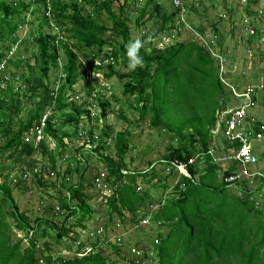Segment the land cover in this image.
Wrapping results in <instances>:
<instances>
[{
    "label": "trees",
    "instance_id": "16d2710c",
    "mask_svg": "<svg viewBox=\"0 0 264 264\" xmlns=\"http://www.w3.org/2000/svg\"><path fill=\"white\" fill-rule=\"evenodd\" d=\"M260 1L249 0L246 7L258 6ZM129 3L136 2L16 0L13 7L12 1L8 3L0 0V82L5 83L3 88L0 87V158L10 152L21 153L29 168L33 155L46 157L47 167L53 174L50 176L53 177V182L48 186L58 191L60 210L68 212L59 222L60 214L53 216L50 206L48 212H44L41 218H36L30 225L25 219V213L20 212L12 193L14 188L24 192L22 186L25 187V184L22 183L32 179L47 189L43 179V172L47 167L29 171L28 176L20 177L19 181L11 176L12 167L7 172H0V264H37L40 255L48 264H113L104 256L101 246H110L118 259L122 251L119 243H111L108 237H104L102 241L96 238L90 242H80L81 232L86 230L85 223L92 222L99 215V210L89 203L94 197L105 207L107 221L99 222L102 229L112 224L114 217H117L119 223L130 222L137 227L143 219L154 224L156 239L151 242V250L141 254L139 262L137 256L136 259L125 257L126 264H264V208L256 207L255 198V194L261 192L262 185L254 186V192L244 191L238 195L237 189L228 188L223 183L222 179L235 174L237 163L224 159L221 147L217 145L220 141L219 134H212L217 122V112L222 110L219 102L223 100L227 103L229 96L235 101L237 99L230 94V89L215 72L217 63L211 52L197 44L193 34L191 42H175L181 30L186 27L180 22L179 9H173L171 3L167 6L158 0H144L141 8L127 11L125 8ZM186 3L193 20L199 23L192 24V19L186 15L188 27L200 34L209 32L217 35L218 53L227 60H233L235 56L232 52L229 55L227 47H223V36L218 30V25L224 19L216 23L215 20L212 22L204 17L206 10L212 11L210 15H214L213 17L218 16L232 2L221 4L213 0H186ZM169 7L171 11L167 10ZM98 11L107 14L110 26L100 22ZM228 12L232 10L229 9ZM155 16L160 19L159 29L155 33H147L141 40L144 43L145 40L156 39L159 43H164L163 39L167 37V41L173 45L148 52L141 48L139 56L143 57V66L130 70L127 46L134 41L131 27L138 31L146 20ZM229 16L230 13L227 18L231 19ZM33 20L38 23L37 27L28 28V23ZM176 21L181 25L176 26ZM200 24L207 25L208 29L206 27L201 30ZM50 25L63 27L60 32H66L65 39L61 38L54 44L57 36L53 39L49 33L40 30L42 26ZM25 27L26 32L23 33ZM253 29V35L261 40L257 27ZM108 33L110 36L106 38ZM249 33L250 30L247 31L248 35ZM263 36L264 34L261 37ZM24 37H30L28 44L36 49L33 56L37 66L39 65L37 78L44 81V84H33L32 89L28 90L33 95V107L21 119L19 115L22 109L19 107L18 96L14 97L15 94L11 93L5 96L12 87V80L11 77H5L3 70L7 67L3 66V62L9 66L14 62L15 68H20L22 64L28 66V62L8 56L22 44ZM58 45L61 46L66 61L62 66V84L53 98L48 95L51 87L49 72L52 68H57L60 58ZM104 45L111 46V51L106 56L110 61L104 60L107 62L105 66L93 63L91 68L94 74L101 75L105 80L113 77L121 80L126 109L136 111L142 119L150 114L149 128L173 135L165 152L158 159L141 164L140 171L130 169L125 162L126 154L131 148V134L128 131L112 134L114 131L106 124L109 116L107 103L97 98L100 114L98 118H92L91 111L86 110L87 108H78L74 102L66 101V94L72 92L73 85L79 77L84 76V64L79 62V58L83 57L86 63L88 59H99ZM255 71L256 69L251 68V72ZM32 76L31 71L28 76L22 73L18 78L24 83L29 80L26 77ZM260 76L259 71L251 74L249 81L238 76V86L249 83L252 87L253 100L259 91L264 90V86L259 89ZM17 90H24L23 85ZM214 94L217 96L212 100ZM187 104H190L189 110ZM242 104L243 100L240 99L237 106ZM256 106L246 109L243 119H247L250 114L255 115ZM70 107L71 112H63ZM47 110L51 114L44 129L46 139L37 145L33 138L25 141V137L33 136L29 131ZM115 114L126 120L123 108ZM83 118L89 121L100 120V132L96 135L94 128L88 127L83 134L80 133L79 125ZM59 122L63 126H73V134L76 136L83 135V141L71 143L73 149L67 156L64 151L68 145L64 143V139H70L71 134L65 130L59 135L55 128ZM13 123L16 124V129L12 127ZM110 137H114L115 158L105 154L107 149L104 144ZM47 138L59 144L58 152L52 153L53 150L46 142ZM85 154L94 156V160L102 164V169L94 164L95 161L86 160ZM69 157L76 159H73L75 166L68 162L62 167L60 161ZM261 160H264V153ZM79 164H82V168H79ZM179 167L183 168L182 172ZM186 173L188 176H185ZM172 178H175L173 186L169 184ZM140 184L145 188L139 189ZM102 187L109 191V195L101 194ZM157 191V195L152 194ZM39 199L43 201L40 204H44L42 196ZM127 214L129 218L124 217ZM11 222L27 239L25 248L22 247V239L14 240ZM165 227L167 232L163 234L160 230ZM77 229L80 233H77ZM44 237L55 240L54 249L59 248V254L67 248L68 241L71 243L70 248L74 250L79 251L85 247L90 250L83 256L76 255L70 259L57 256L54 259L47 242L43 245L48 253L43 254L38 248L39 239ZM62 239L67 240L62 242Z\"/></svg>",
    "mask_w": 264,
    "mask_h": 264
},
{
    "label": "rangeland",
    "instance_id": "374dc122",
    "mask_svg": "<svg viewBox=\"0 0 264 264\" xmlns=\"http://www.w3.org/2000/svg\"><path fill=\"white\" fill-rule=\"evenodd\" d=\"M11 1L13 2V7H14L16 4V0H5V2L8 3H10ZM158 1L162 4L170 6L168 0H158ZM134 2L136 3L135 4L129 3V6L126 7L125 9L128 11V9H132V8L134 9L141 8L143 6L144 0H134ZM228 2H232V3L230 4L229 7L226 6L225 13L227 15L228 13H230L231 16L229 17H231V19H228L227 17L224 18L223 23H221L218 26L219 33L222 34L223 41L225 44L223 47L225 46L227 47V44L229 45L228 47L229 55L232 52L235 56L233 60L239 58L243 60L245 59L247 60L248 58V60L251 62L250 68H254L258 70L261 73L262 77L264 78V36L261 37L264 34V7H263L264 0H261L259 5L255 7H251V6L246 7V4L242 3L241 0H230ZM229 9H231L232 12H228ZM113 10L115 11V7L113 8ZM167 10L171 11V8L169 7L167 8ZM212 13H213L212 11L206 10V14H204V17H206L209 21L213 22L215 20V17H213L214 15H210ZM97 14L100 15V22H105L106 25L110 26V22L107 20L106 13L98 11ZM26 15L28 16L29 13H27ZM187 16L189 19H192L190 20L191 23L193 22L192 24L195 25L199 24L196 23V20H193V16L190 14V12L187 13ZM33 21H30V23H28V28L37 27L38 23L36 24L35 21L34 22ZM159 23H160V19L155 16L153 19H150L149 21L146 20L145 23H143V25L140 28H138V31L134 30L133 29L134 27L132 26L131 27L132 38L134 40L141 39L147 33H155L159 29L160 26ZM179 25L181 24L178 21H176V26ZM252 26L257 27V33L261 38V40L260 39L257 40L255 35H251L250 33L249 35L247 34L248 30L250 31L254 30ZM206 27L207 25H203V24H200L199 26L201 30H204ZM62 28L58 26L56 27L55 25L54 26L50 25V27L42 26L40 30L43 33H49V35L53 39L57 36L54 41V44H57L58 40H60L61 37L65 39L66 32L64 31L60 32ZM32 30L31 33L34 34ZM25 32H26V27L25 29H23V33ZM180 33H181L180 36L176 39L175 42L188 43L192 41L193 32L190 31L188 28L185 27L183 30H181ZM18 34L21 35L20 32ZM109 36H110L109 33L105 35L106 38ZM28 39H30V37H24L23 41L21 42L22 44L19 45L17 49L15 48V50L11 51L8 55L9 57H11V59L16 60L17 58H19V60L21 61L28 62V66L22 64L20 68H15L14 62L10 66L6 62H3L4 66L7 67L6 70H3L5 77L7 78L11 77L12 80V87L9 91L7 90L8 92L5 93V96L7 97L10 93L12 95L15 94L14 97L18 96L17 98L19 100V107L22 109L19 115V118L21 119H24L28 111L33 107L32 104V102H34L33 95L28 90L32 89L33 84L36 86L38 84L41 85L44 84V81L42 82L37 78L39 65L37 66L36 58L33 56V53L36 51V49L31 44H28ZM193 39H195V42L197 44H200L197 38L194 36V34H193ZM143 44L144 46L142 48L146 52L152 51L153 49L163 50L165 46H170L171 44L173 45V43H170L169 41H167V39L166 41L164 40V43H159V41L156 39L145 40ZM248 45H250L251 47H249ZM57 47L60 55V58L58 59L57 62V68H52L49 72V82L51 87H50V91L48 92V95H54V96L56 95L57 91L59 90L62 84L63 81L62 75H64L62 73V66L66 61L61 46L58 45ZM110 51H111V46L104 45L101 52V56L99 57V59L100 60L102 59L103 61V66L107 65V62L104 60L110 61V59H106L107 58L106 56H108ZM79 62L84 64V76L79 77L78 81L72 87L73 91L66 94V101L71 103L74 102L78 108L80 107L87 108L86 110L91 111L92 118H98L100 114V107L98 106L97 98L101 99L102 102L108 104L107 110L109 109V116L106 120V124L110 126V128L114 131L112 134H114L115 132H124V131H128L131 134L129 137V143L131 148H129L125 158V162L128 165V167H130V169L132 170L136 169L137 171H140L142 167L141 164L151 160L158 159L165 152V149L167 148L168 144L171 142L172 139L170 140V138H172L173 136L172 133L170 134L166 132L167 134H165V133H161V131L160 132L155 131V129L151 127L149 128L148 124L150 122L149 119L150 114L142 119L136 111L132 109H126V104H125L126 97H124L122 93L123 82L121 80H119L116 77L105 80L101 75H95L91 68V66L94 63V60L92 61V59H88L86 63L83 57H80ZM246 65L247 63L245 62L244 68ZM182 66H185V64H182ZM118 67L119 66H117V68ZM31 71L33 76L32 78L26 77V79H29L28 81L23 83L21 79L18 78V76H20L22 73L28 76ZM258 71L249 72L248 70L245 71L244 69L243 72L245 73V75L248 74L250 76V74L254 75L258 73ZM215 72L217 73V70H215ZM229 79L235 81L234 74H232L229 77ZM22 85L24 90L16 91V89ZM0 87L3 88L4 86L0 84ZM16 93L19 94L16 95ZM96 94L98 96H96ZM216 96L217 94H214L212 100L215 99ZM228 99L229 101L226 103V107H231L235 105V103H237V100L236 101L233 100L232 97L230 96ZM189 106L190 104L189 105L187 104V110H189L188 108ZM120 108H123L125 110L126 120L119 118L118 114L117 115L115 114L119 111ZM221 109L223 110V108ZM71 111L72 108L70 107V108H65L63 112L68 113ZM113 111L115 113H112ZM217 113H219V111ZM95 120L96 119H92L91 121H89L88 119L83 118L79 125L80 126L79 132L83 134L85 129H88V127H93L94 132L97 135V133L100 132V129L102 127V122L100 120L98 121ZM12 127L16 129V124L13 123ZM55 128L58 130L59 135L62 134L65 130H67L71 134L70 139L69 138L64 139V143L68 145L64 151V154L66 156L68 154L70 155V151L73 149L71 143L73 142L77 144L80 143V141H83L82 140L83 135L80 134L76 136L75 134H73V126L70 127L63 126V123L61 122H59ZM158 134H160V136ZM46 142H48L50 148L53 150L52 153L58 152L60 150L59 144L54 142L51 138H47ZM113 143H114V137H110L109 139L106 140L104 147L105 149H107L105 151V154L109 155L112 158H115V149L113 147ZM221 144H222V140L220 139L217 145L221 146ZM85 156H86L85 158L86 160H88L89 162L95 161L94 164H97V166L100 169H102V164L96 162L97 160L96 159L94 160V156L88 154L87 155L85 154ZM130 158H132L133 161H131ZM73 159L74 157H69V159H64L60 161V164L62 167H65L69 162L72 163L73 166H75L74 160L76 161V159L74 160ZM26 162L27 160L26 158H24L23 154L21 153L13 154L10 152L6 156L0 158V172H4V171L7 172L12 167L10 174L12 178H15L16 180L19 181L20 177L24 175L28 176L29 171L32 170L34 171L38 168L44 169V167L48 166L47 158L39 154H35L32 156V165H30L29 168L26 166L27 165ZM94 164L92 166H94ZM79 168H82V164H79ZM50 176H51V170L49 167H47V169L44 170L43 172V179L46 182L47 186L50 182H53L52 179L53 177L50 178ZM74 178L75 176H73V179ZM174 180L175 178L169 180V184L171 186L174 185ZM22 184H25V187L22 186L24 188V192L14 188L12 195L18 202L20 212L25 213V219L30 225L33 224L36 218H41L44 212H48L50 206H52L51 209L53 216H56V214H60L59 222L63 218H65V216L68 214V212L65 210L62 212L56 211V207H59L58 205L59 194L58 191L53 190L54 188L48 186V188L46 189L45 187L40 186L35 181V179H32L30 182H26ZM56 186L58 185L56 184ZM102 188L103 191L101 194L109 195V191L105 190L104 187ZM138 188L143 189L145 188V186L140 184ZM158 193H159L158 191L152 192L153 195H157ZM65 195L67 194L65 193ZM41 196L44 200V204L43 203L40 204L42 200H40L39 197ZM89 203L97 211L99 210V215L92 222L85 223L86 230L82 232V238H80V242H85V241L90 242L91 240H94V238L90 237L88 233L93 232L94 234L96 230L98 229L102 230L103 234H105L104 237H108L111 243H114L116 245L119 243L120 245L118 246H121L122 251L118 259L112 253L110 246H104V245L101 246L102 253L108 259V261L112 262L113 264H126V262L124 261L125 257L127 259H132V258L136 259V252L145 254L146 251L151 250L150 249L151 242L155 241L156 239L155 238L156 232L154 231V224L152 223V221L150 222V224L146 226H142L140 223L138 225L139 227L138 228L137 225H134L130 222H127L126 224L119 223L117 217H114L113 223L108 224L106 229L105 228L102 229L99 222H102V220L107 221L105 207L103 205H100L99 199L95 197L92 198ZM155 209L156 207L151 209V212ZM124 217L129 218L130 216L127 214ZM10 226H11L10 228L13 230L15 234L14 240L22 239V247L25 248L28 243L26 241L27 239L25 240L23 232L14 228V222H11ZM164 230L167 231V228L165 227L161 229L160 232H164ZM76 231H78L77 233H80V230L77 229ZM116 237H120L118 243L116 242L115 239ZM66 240L67 239H64L62 242ZM44 242H47L49 247L51 248L50 250L53 254L54 259L57 256H62L65 259H70L71 257H75L77 254L78 255L82 254V250L77 251L70 248L69 245L71 244L70 241H68V245H66L67 248L62 250V253L59 254L61 250L59 248L54 249V247H56L55 246L56 242L53 238L50 237L47 238L44 237L43 239H39L38 248H40L39 250H41L43 254L48 253L47 248L45 247V245H43ZM136 244H138V246ZM55 252L56 254H54ZM41 256L42 255L39 256V259L41 258Z\"/></svg>",
    "mask_w": 264,
    "mask_h": 264
},
{
    "label": "built area",
    "instance_id": "2783aa9c",
    "mask_svg": "<svg viewBox=\"0 0 264 264\" xmlns=\"http://www.w3.org/2000/svg\"><path fill=\"white\" fill-rule=\"evenodd\" d=\"M169 3H171V6L173 9H179V19H181L180 22H182L190 31H193L194 36L197 38L199 43L208 49L213 56L218 58L219 62V77L223 84L230 88L233 96L238 100L242 99L243 104L240 106H236L239 109H235L236 107H231L225 110H222L217 114V122L214 130H212L213 135H220L222 139L224 140L223 144V154L224 159L227 160V162H236L237 168L235 171V174L230 175L223 180V183L226 184V186L234 187V189L238 190V195H240L242 192L249 193L250 190H253L254 186H261V192L259 194H255V198L257 200L256 207L259 209L261 206L264 208V172L261 170H258L255 168L258 161V156L256 155V147L254 143H262L264 145V126H259L258 130H254L253 125L251 123L253 122V119L250 120V123H247L244 121L245 116V110L249 109L252 105H255V101L251 98V92L252 87L247 86L246 89L242 92H237L234 89V86L225 80V61L222 57L216 54V44L218 41L217 35H214L209 32H204V34H200L191 28L188 27L185 21V16L189 12V6L186 3V0H168ZM189 2V0H187ZM197 1V0H194ZM214 2L226 4L229 3L230 0H213ZM242 3L247 4L249 0H241ZM264 6V4H263ZM227 17V14L225 13V10L222 13L218 14L217 21H221L224 18ZM250 34L253 35L254 31L251 30ZM62 38V37H61ZM164 38L163 40H165ZM212 44V46L210 45ZM13 51V50H12ZM94 63L97 66H100L102 61L100 59L95 60ZM4 66V64H3ZM5 78V77H4ZM2 86H5V83L0 82ZM263 86L262 84L259 86V89H261ZM53 98H55L54 95ZM50 110H47L45 113H43L40 117V119L35 123L34 127L30 132L33 133V136L25 137V141H29V139L33 138L34 144L37 145L41 142H43L46 139L44 129L46 127L47 122L49 121L50 117ZM222 148V149H223ZM225 166V165H224ZM179 170L182 172L183 168L179 167ZM51 176L53 174L51 173ZM25 177V175H24ZM97 185H99L97 183ZM251 192V193H253ZM261 198V200H260ZM262 203V205H261ZM57 212H62L59 207H56ZM142 226H146L149 223L148 219H143L140 221ZM139 223V224H140ZM159 225V224H158ZM83 232V231H82ZM81 232V233H82ZM90 237H93L94 239H104V235L102 230L98 229L93 232L88 233ZM116 242H119L120 237H116ZM90 249L88 247H85L82 249V254L78 256H83L88 253ZM78 251V250H77ZM84 252V253H83ZM140 252H136L137 256V262L140 260ZM37 264H48L46 261L42 258L39 259ZM53 264V263H52Z\"/></svg>",
    "mask_w": 264,
    "mask_h": 264
},
{
    "label": "clouds",
    "instance_id": "9594fccd",
    "mask_svg": "<svg viewBox=\"0 0 264 264\" xmlns=\"http://www.w3.org/2000/svg\"><path fill=\"white\" fill-rule=\"evenodd\" d=\"M217 17L218 16H215V22H220V21H217ZM223 23V22H222ZM219 26V25H218ZM213 34V33H212ZM144 46L143 44V41L141 39H136L132 42H130L127 46V55H128V58H129V64H128V67L130 70H135L138 66L139 67H142L143 66V57L139 56V50ZM218 44H216V54L218 53ZM219 55L220 57H222L219 53L217 54ZM214 59L216 60V63H217V66H216V70H217V75L219 76V70H220V67H219V62H218V58H216L215 56H213ZM225 61V74H226V78L225 80L228 81L229 83H231L233 86H234V89L237 91V92H242L246 89L247 86H250L249 83H247L245 85V87L243 89H241L242 85H239L237 83H239V79L238 76H241L242 79H246L249 81V79H251V74L249 72H251V68H250V61L249 60H244L243 61V66L241 67L237 61H233L232 59L231 60H227L225 59L224 57H222ZM232 62H237V64L235 63H232ZM245 62L247 63V65L245 66L244 68V65H245ZM250 68V69H249ZM245 69V71H249L248 73L250 74V76L247 74L245 75V73L243 72ZM258 71V70H256ZM234 74L235 76V81H232L229 79V77ZM220 78V77H219ZM259 80V85L262 84V86H264V78L262 77V75L260 76V78L258 79ZM228 88V87H227ZM230 89V88H228ZM262 89V88H261ZM231 91V89H230ZM228 92V91H227ZM230 94L233 95L232 91L230 92ZM255 101V105H257L255 107V110L256 111H259L261 110L263 113H264V90H261L258 92V94H256V97L254 99ZM237 102H240V100L238 99ZM234 106H237V103H235V105L231 106V107H234ZM231 107H225L223 108V110L225 109H228V108H231ZM220 110V109H219ZM218 114V113H217ZM246 114V113H245ZM253 119V122L251 123V125H253V128L254 130H258L259 129V126L263 125L264 126V120H261L258 116H257V112L255 113V115H248V118L247 119H244L245 122L247 123H250V120ZM216 126V124H215ZM220 137V139L222 140V144H221V150L222 152L224 151V140L222 139V137L220 135H218ZM257 146H256V145ZM256 149V155L258 156V161H257V166H255V168H259V170L263 171L264 172V160H261V156L262 154L264 153V145L262 143H254ZM223 148V149H222ZM185 176H188V174L186 173Z\"/></svg>",
    "mask_w": 264,
    "mask_h": 264
},
{
    "label": "crops",
    "instance_id": "0c3cea01",
    "mask_svg": "<svg viewBox=\"0 0 264 264\" xmlns=\"http://www.w3.org/2000/svg\"><path fill=\"white\" fill-rule=\"evenodd\" d=\"M228 47H229V45L227 44V49H228ZM228 53V52H227ZM240 60V61H239ZM247 60H248V58H247ZM234 61H237L238 62V64L242 67L243 66V59H236V60H234ZM183 63H184V61H183ZM245 85L246 84H244V85H242V87H241V89H243L244 87H245ZM228 91V90H227ZM229 92V91H228ZM219 105L221 106V108H224L225 107V105H226V103L225 102H223V100H221L220 102H219ZM220 109V108H219ZM219 109H217V110H219ZM257 116L262 120H264V113L261 111V110H259V111H257ZM167 231L166 230H164V232H163V234H165Z\"/></svg>",
    "mask_w": 264,
    "mask_h": 264
}]
</instances>
